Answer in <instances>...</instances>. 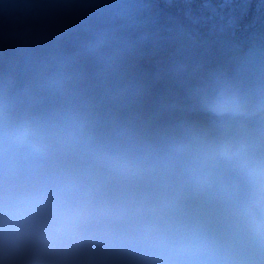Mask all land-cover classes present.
Returning a JSON list of instances; mask_svg holds the SVG:
<instances>
[{"label":"trees","instance_id":"obj_1","mask_svg":"<svg viewBox=\"0 0 264 264\" xmlns=\"http://www.w3.org/2000/svg\"><path fill=\"white\" fill-rule=\"evenodd\" d=\"M223 1L227 0H201V7L205 8L206 15L213 13L220 16L228 7L221 6ZM236 1L245 4V8L241 7L240 15L243 16L239 18L240 15L231 13L230 16L233 15L235 20L227 22L220 18V22L226 24L227 28H234L237 24V30H229L225 34L223 28L217 26L214 32L211 27L210 33L199 28L194 22L198 21L199 12L196 2L187 10L180 4V0H120L122 6L126 4L122 12L133 11L135 18L141 21L137 24L130 20L122 22L124 29L121 37H118V34L110 36L112 34L100 27L99 34H95L94 28L86 21L78 26V32L70 29L67 22L58 26L42 24L34 18L27 21L28 12L24 6L12 3L10 8H4L6 4L0 0V120L6 115L13 122L55 124L65 130L70 129L83 144L75 145L72 141L69 147H73L66 150L63 163L76 160L77 148L79 153L90 149L95 155L107 153L120 156L125 153L123 151L133 147L136 141L134 131L140 133L142 129H154L162 134L176 136L178 140L183 139L184 133L172 132L164 122L173 120L174 116L180 121L178 124L174 122L176 127L194 126L207 141L215 138L211 135L221 138L222 133H228L236 139L237 133H243L259 144V137L264 140V107L250 97L243 102L234 99L237 105L234 110L223 113L214 111L208 105H214L221 96H227L226 93L222 95L220 90L224 78L211 75L214 71L225 69L221 57L209 56L213 51V40L242 36L258 28L264 31V0ZM151 15H155L153 21ZM160 23L164 30L158 26ZM6 27H9L8 31ZM171 28L172 32L180 31L178 43L172 41L167 31ZM155 30L164 38H158L156 44H153L154 41L138 43L139 34L145 33L150 38V33ZM80 32L84 33L85 40L88 37L97 44L108 41L111 52L105 55L100 49L106 47L99 44L94 45L95 52L80 50ZM197 35L205 40L204 36L209 42L206 49H203L205 42L194 43V36ZM127 43L134 46L130 48ZM85 44L88 45V42ZM247 45L239 44V47ZM178 47L180 49L177 52ZM154 51L160 55L159 58L169 56L172 63L159 60L155 62L156 66H150L155 57ZM175 53L178 54L176 58ZM125 64V70L117 74ZM170 65L172 68L169 71L184 77L174 76L168 80ZM110 68H114L110 73L101 72L102 69ZM137 68L139 71H134ZM202 75L206 84L212 86L217 82L219 87L214 89L211 99L208 98L205 104L200 105L190 84L188 90L183 91L175 83L183 85L189 82L187 78ZM49 83L52 85L48 86ZM128 85H131L130 91ZM152 88L157 92L156 102L144 103L142 108L145 118L136 119L135 114L124 116L135 112L141 100L149 97ZM239 97L242 99L243 95ZM150 104L154 105L153 110ZM181 114L192 122H185ZM201 142L205 141L201 139ZM90 163L99 171L101 181L104 168L100 158H92ZM109 173L116 174L112 170Z\"/></svg>","mask_w":264,"mask_h":264},{"label":"clouds","instance_id":"obj_2","mask_svg":"<svg viewBox=\"0 0 264 264\" xmlns=\"http://www.w3.org/2000/svg\"><path fill=\"white\" fill-rule=\"evenodd\" d=\"M236 106L226 95L212 105L220 113ZM73 140L55 124L0 120V264H252L253 245L264 247V163L239 159L251 190L226 227L155 216L129 225L130 216L156 209L72 178L62 161ZM216 155L239 158L228 145ZM99 158L114 172L133 171L123 157Z\"/></svg>","mask_w":264,"mask_h":264},{"label":"rangeland","instance_id":"obj_3","mask_svg":"<svg viewBox=\"0 0 264 264\" xmlns=\"http://www.w3.org/2000/svg\"><path fill=\"white\" fill-rule=\"evenodd\" d=\"M193 2H196L197 3V5H199V12H198V21H197V25L199 26V28L201 27V28H203L207 33H210V31H209V29L211 28L212 29V31L214 32V29L216 28V26L219 28V27H221V28H223V32L226 34L229 30H237V24L236 25H234V28H227L226 26V24H222V22H220V18H221V20H226V22L227 21H230V20H235V19H233L234 17H233V15H231L230 16V14L231 13H235V12H237L240 8H241V5H239L238 3H236L235 2V0H227V1H223V2H221L220 4H221V6L222 7H227V10H226V12L224 13V14H221L220 16L218 15V16H216V15H214L213 13L212 14H208V15H206L205 14V8H202L201 7V0H185V3L187 4V6H188V8L190 9L191 7H192V5H193ZM203 2H206V0H203ZM208 2V1H207ZM119 4V3H118ZM124 6H126V4H123ZM242 5H245V4H242ZM111 11H113V12H115V10L114 9H110ZM106 11H109V10H106ZM80 12H82V13H84L81 9H80ZM76 15H82L81 13H79L77 10H76ZM232 17V18H230V17ZM243 15H240V17L239 18H241ZM151 19H152V21L155 19V15H151V17H150ZM238 20H240V19H238ZM134 22H136L135 24H137V23H139L140 21L139 20H137V19H134L133 20ZM218 21H219V23H218ZM231 24H234L233 22H230ZM146 24V23H145ZM124 26V25H123ZM159 27H162L163 28V24L162 23H160L159 25H158ZM123 27H121V28H119L118 29V31H113V30H109L108 29V27H104L103 29L104 30H106V31H108L110 34H112V35H110V36H113V35H119L118 37H121V34H122V31H123V29H122ZM5 29H9V27H6ZM165 28H163V30H164ZM99 30V29H98ZM168 31V33H169V35L172 37V41H175L176 43H178L179 41H180V37H178V35H179V32L180 31H176V32H172V28L171 29H169V30H167ZM15 32H18V31H15ZM152 36L149 38V39H146V38H144L143 37V35L142 34H139L140 36H139V38H138V43H140V42H144V43H146V41H148V42H152V41H154L153 42V44H156V40L158 39V34H154V33H150ZM169 36V37H170ZM178 37V38H177ZM194 38H195V40H194V43L195 44H202V43H204L205 42V44H204V48L203 49H206L207 48V46L209 45V42H207V40H206V38L203 36V38L205 39V40H203L202 39V37L200 36V35H197L196 37L194 36ZM246 39V36H242V37H238V38H236V37H231V38H223L222 40H219V41H216V40H213V42H212V46H216V49H218L219 50V53L220 54H223V53H227V50H230L233 46H235L238 42H242V41H244ZM85 42H88V45L87 44H85ZM143 43V44H144ZM80 44V45H79ZM97 43H95V42H92L91 41V39L90 38H88V37H86V40L84 39V33H81L80 34V39H79V42H78V47L80 48V50H82V51H84V50H86V51H92V52H95L94 50L95 49H93L94 48V45H96ZM100 46H103V47H106L105 49H100V50H102V52L103 53H105V55H107V54H109L111 51H110V49H109V46H108V41H104V42H102V43H98ZM97 44V45H98ZM129 43H127V45H128ZM130 45V48H132L133 46H134V44H129ZM261 45H263V44H261ZM250 48V50H251V52L253 53V50L255 49V46H252V47H249ZM156 49V48H155ZM179 49H180V47H178L176 50H177V52L179 51ZM154 50V49H153ZM143 51V50H142ZM139 52V51H138ZM154 53H155V57H154V59H153V61H152V63L150 64V66H156V63L155 62H157V61H159V62H167V63H172V60L169 58V56H167V55H165L164 56V58H159L160 57V55L159 54H157V51L155 52L154 51ZM145 55V54H144ZM178 54H174V56H175V58H176V56H177ZM128 56V55H127ZM176 60V59H175ZM173 61H174V59H173ZM117 64H119V63H117ZM125 68H126V64H125V66L124 67H121V69H119L118 71H117V74L118 73H120V72H122V71H124L125 70ZM170 68H172V65H170L169 66V68H168V72H170L168 75H167V79L168 80H171L172 79V77H174V76H176V77H180V78H182V77H184L183 75H181V74H176L174 71H169V69ZM117 69V68H116ZM114 70V68H110V69H102V71L101 72H105V73H110V72H112ZM142 70V69H141ZM134 71H139V69L137 68L136 70H134ZM104 73V74H105ZM214 75V74H213ZM159 78H160V76H159ZM54 78H52V80H53ZM218 79V78H217ZM212 80V79H211ZM10 81V80H9ZM13 81H16V82H18L17 80H13ZM27 82H29V81H27ZM173 82V81H172ZM174 83V82H173ZM200 83H201V85H202V89H204L203 91H202V96H203V98H204V102L203 103H199L200 105H202V104H205V102H206V100L209 98V99H211L212 97H213V92H214V89L216 88V87H219V85L217 84V82H215L212 86H203V81H200ZM205 83H207V82H205ZM223 83H222V81H221V93L222 94H224L225 92L226 93H228L229 92V89H227V88H225L224 87V85H222ZM52 84L51 83H49L48 84V86H51ZM175 85L177 86V88H181V90H183V91H187L188 90V88H189V84H188V82H186L185 84H183V85H177L176 83H175ZM207 85H209V84H207ZM131 87V85H128V91H130V88ZM140 87V86H139ZM51 89H52V87H50ZM79 88H82V87H79ZM178 90V89H177ZM206 91H208L209 92V94L208 95H206L205 93H206ZM156 94H157V92L155 91V89L154 88H152V89H150V92H149V97L148 98H145V100H141V102L138 104V108L136 109V111L135 112H133V113H128V114H126V115H124V116H131V114H135L134 116H135V118L136 119H143V118H145V116H146V114H145V112L143 111V105H144V103H146V102H156V100H155V96H156ZM197 97H198V95H197ZM198 103V102H197ZM212 104L213 103H209L208 105L210 106V107H212ZM150 107L152 108V110L154 109V105L153 104H150ZM250 113H252L251 111H250ZM181 117H183V118H185V122H192V121H190L187 117H185V116H183L182 114H181ZM118 122H119V120H117ZM171 121H173V122H175V123H180V121H179V119L177 118V117H175L174 116V118H173V120H171ZM122 123V122H121ZM177 127H180L179 125H177ZM182 127V126H181ZM259 158H260V160H261V163H264V158H262L261 156H259ZM199 215H200V217H201V219H204V218H206V216H207V212H205V210L203 209L200 213H199Z\"/></svg>","mask_w":264,"mask_h":264}]
</instances>
